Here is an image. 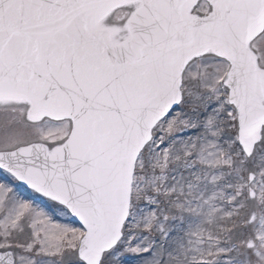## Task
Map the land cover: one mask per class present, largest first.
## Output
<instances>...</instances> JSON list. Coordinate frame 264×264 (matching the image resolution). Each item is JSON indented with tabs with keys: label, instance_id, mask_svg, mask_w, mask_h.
I'll return each instance as SVG.
<instances>
[{
	"label": "snow or ice",
	"instance_id": "obj_1",
	"mask_svg": "<svg viewBox=\"0 0 264 264\" xmlns=\"http://www.w3.org/2000/svg\"><path fill=\"white\" fill-rule=\"evenodd\" d=\"M0 264H264V0H0Z\"/></svg>",
	"mask_w": 264,
	"mask_h": 264
}]
</instances>
